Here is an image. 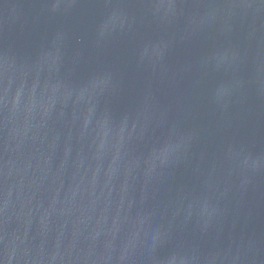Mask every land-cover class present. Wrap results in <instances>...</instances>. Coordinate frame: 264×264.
Here are the masks:
<instances>
[{
  "label": "water",
  "instance_id": "obj_1",
  "mask_svg": "<svg viewBox=\"0 0 264 264\" xmlns=\"http://www.w3.org/2000/svg\"><path fill=\"white\" fill-rule=\"evenodd\" d=\"M264 264V0H0V264Z\"/></svg>",
  "mask_w": 264,
  "mask_h": 264
},
{
  "label": "clouds",
  "instance_id": "obj_2",
  "mask_svg": "<svg viewBox=\"0 0 264 264\" xmlns=\"http://www.w3.org/2000/svg\"><path fill=\"white\" fill-rule=\"evenodd\" d=\"M181 264H182V262H181Z\"/></svg>",
  "mask_w": 264,
  "mask_h": 264
}]
</instances>
